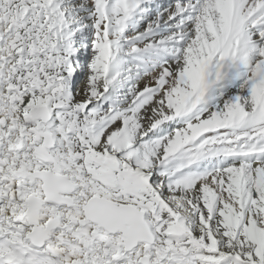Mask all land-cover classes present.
<instances>
[{
  "label": "snow or ice",
  "instance_id": "1",
  "mask_svg": "<svg viewBox=\"0 0 264 264\" xmlns=\"http://www.w3.org/2000/svg\"><path fill=\"white\" fill-rule=\"evenodd\" d=\"M0 264H264V0H0Z\"/></svg>",
  "mask_w": 264,
  "mask_h": 264
}]
</instances>
